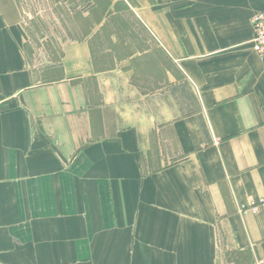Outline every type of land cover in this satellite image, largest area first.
Here are the masks:
<instances>
[{"label": "crops", "instance_id": "crops-1", "mask_svg": "<svg viewBox=\"0 0 264 264\" xmlns=\"http://www.w3.org/2000/svg\"><path fill=\"white\" fill-rule=\"evenodd\" d=\"M58 4L0 0V264H264V0Z\"/></svg>", "mask_w": 264, "mask_h": 264}, {"label": "rangeland", "instance_id": "rangeland-1", "mask_svg": "<svg viewBox=\"0 0 264 264\" xmlns=\"http://www.w3.org/2000/svg\"><path fill=\"white\" fill-rule=\"evenodd\" d=\"M128 1L132 2L133 0ZM122 3L123 4H121L120 6L115 7V12L117 13V15H122L120 16V18L122 19V23H108L105 29L115 30L119 28L121 30H124L126 29V26H128L130 30H140V25H138L135 18L131 16L132 10L128 6H126L124 2ZM22 4L24 6L25 12L28 13V15L34 17L35 19H38V24H40L38 29L42 30L44 32L43 34H45V30L49 31L51 29H54L55 31H61L62 23L60 21H57L58 18H61V13L63 12V8L60 4L54 5V0H22ZM65 9L67 10V8ZM50 42L49 44H53L55 46V50L57 51L58 39L52 38Z\"/></svg>", "mask_w": 264, "mask_h": 264}, {"label": "built area", "instance_id": "built-area-1", "mask_svg": "<svg viewBox=\"0 0 264 264\" xmlns=\"http://www.w3.org/2000/svg\"><path fill=\"white\" fill-rule=\"evenodd\" d=\"M250 23L251 37L249 44L258 56L264 58V8L254 13Z\"/></svg>", "mask_w": 264, "mask_h": 264}]
</instances>
